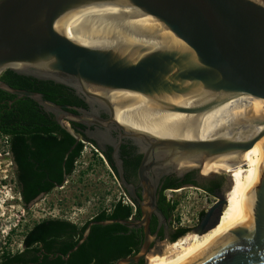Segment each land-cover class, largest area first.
Returning <instances> with one entry per match:
<instances>
[{"label": "water", "instance_id": "obj_1", "mask_svg": "<svg viewBox=\"0 0 264 264\" xmlns=\"http://www.w3.org/2000/svg\"><path fill=\"white\" fill-rule=\"evenodd\" d=\"M107 8L119 10L108 19L118 20L123 27L134 26L138 38L85 45L69 39L61 28L78 12ZM138 19L143 23H128ZM6 71L63 86L110 117L102 120L84 109H73L77 114H72L69 107L0 80V90L14 100H31L64 129V121L87 127L113 126L120 131V138L132 141L142 155L137 169L141 221H91L75 247L57 256L67 260L87 239L91 226L132 225L144 230L143 244L136 255L114 264H138L141 260L147 264L154 239L149 220L154 214L159 225L166 223L156 204L160 181L193 171H198L202 179H210L215 175L201 174L206 164L220 160L235 164L261 136L264 0H0V77ZM124 93L145 99L157 112L195 121L239 97H250L254 108L221 135L207 139L197 135L159 137L117 122L116 111L135 104L132 99L118 103ZM73 138L75 144L62 163L64 177L67 157L79 143L78 137ZM113 162L120 185L130 191L117 151ZM230 187L231 183L228 190ZM225 195L217 197L218 202L194 234L203 236L218 225ZM185 264H264V173L236 226Z\"/></svg>", "mask_w": 264, "mask_h": 264}, {"label": "trees", "instance_id": "obj_2", "mask_svg": "<svg viewBox=\"0 0 264 264\" xmlns=\"http://www.w3.org/2000/svg\"><path fill=\"white\" fill-rule=\"evenodd\" d=\"M0 80L14 89L39 93L45 100L57 105L70 103V98L66 96L70 90L52 82L18 76L10 71L4 72ZM12 99L14 96L0 90V136L5 139L8 153H12L15 164L18 166L20 178L18 184L22 186L19 197L23 208H26L36 198L37 193L44 188H40L39 174L37 175L38 180L29 178V176L36 174L32 171L34 165H29L27 161L29 159L27 138L22 128L31 125L34 119L33 113L29 114V110H33L37 116H40L39 112L41 111L38 112L34 109L36 105L31 100L20 99L18 103L25 104L27 109L24 115L16 116L13 114L14 104L9 105V101ZM47 125L55 126L50 120L47 121ZM38 144V150L31 156L35 165H38V170L41 173L54 175V177H58V179L55 178L57 181H61V165L64 156L75 144V140L65 132H63L61 139L56 134L48 133L47 138L39 140ZM81 151L82 145L78 143L69 153L64 164L67 176L72 174L74 163L79 158ZM235 185L236 183L233 182V187L227 198L231 197ZM166 188L168 186L163 187L162 191ZM161 198V204L167 207L171 213L175 209L176 203L172 205L166 197L162 196ZM114 208L115 210L110 216L103 213L96 220L126 219L131 213V209L127 207L126 213L123 215V204L120 202ZM122 230L123 226L119 224L107 227L93 226L89 236L78 249L70 254L67 260H62L61 256L57 255H66L69 250L74 248L82 238L84 228L78 229L73 224L60 219L42 220L34 224L25 233L21 241V251L14 254L0 251V264H114L117 260L130 255L131 252V242L128 237L127 241L124 242L127 251L123 254V235L120 234ZM185 232H187L186 229L183 230L182 234Z\"/></svg>", "mask_w": 264, "mask_h": 264}, {"label": "flooded vegetation", "instance_id": "obj_3", "mask_svg": "<svg viewBox=\"0 0 264 264\" xmlns=\"http://www.w3.org/2000/svg\"><path fill=\"white\" fill-rule=\"evenodd\" d=\"M66 96L70 98V103H66L64 107H69L72 114H77L73 109H84L87 112L91 113L93 112L94 115L100 117L102 120H108L110 115L108 112H106L103 109L98 108L97 106H90L84 99L77 96L73 91L70 90V92L66 93ZM19 100H10L9 105H13V114L14 115H24L27 109V106L22 103H18ZM36 105V104H35ZM36 107L39 109V107L36 105ZM34 108L36 111H41L40 116H37V114L34 113L33 110H29V114L33 113V121L31 125H27L26 127H23L22 129L26 133L27 138V145H28V154L29 159L27 160L29 165L33 166L32 171L35 172V176H29L30 179H37V175L39 174V178L41 179L40 188H44V190H40L37 195L35 196L37 198H43L49 196L52 192L56 190H62L66 187L68 184V178L72 175H66L63 176V168L61 165L62 170V180L57 181L55 178L58 179V177H54V175H50L47 173H41L38 170V165H35L34 159L31 158L32 154L38 150V142L39 140H43L47 138L48 133L56 134L59 139L63 138V132L67 133L69 136L73 138V136H76L79 138V143L82 145V151L80 153L79 158L75 161V165L78 163V161L84 157V151L88 148V153L91 157L95 158L97 161L102 163L106 169L109 170L110 174L113 176V178L116 180L118 187L120 189L119 196L117 197V200L111 205L107 207L100 206L97 209V212L90 217L86 222H84L81 225H76L74 222L70 221L67 218H64V221H67L76 228H86V226L91 221H97L96 218L101 216L103 213L106 216H110L113 213V210H115V205L117 203L123 204V215L126 213L127 207L131 209L130 215L126 219H122L125 221H129L131 224H137L141 221L142 215L139 210L138 206V200L142 198V192L141 187L139 186V181L137 178V169L139 166V163L141 161L142 155L140 153V149L130 140L126 138H120L121 133L118 131L115 127L110 126L102 127L99 125H90V126H82L77 123H72L68 121H64L65 123V130L63 127L59 126L54 118V116L49 115L42 111L41 109ZM50 120L55 124V126H49L47 125V121ZM50 131V132H49ZM73 135V136H72ZM74 139V138H73ZM118 146V148L115 150V148ZM114 151H117V155L119 159L122 161V176L125 180V183L130 186V191L125 190L120 185V180L118 177V174L116 172V169L114 167L113 162V153ZM9 158L11 161V168L12 173L14 176L15 184L17 187L18 194H21L22 192V186L18 184L20 178H19V171L18 166L15 164L14 158L12 156V153H8ZM65 167V166H64ZM242 180H243V188L247 181L248 173L250 172L249 168H242ZM74 171V170H73ZM73 173V172H72ZM202 174V171H201ZM214 174L215 176L210 179H202L200 178V174L198 171H193L185 174L182 177H177L175 175L164 177L160 181V185L158 188L157 196H156V204L157 208L161 211L163 214L166 223L159 225V219L156 215L152 214L150 220H149V231L151 236H153V241L150 246V250L153 252L151 253L148 258H158L161 256H165L167 259H173L176 260L180 255V246L184 245L186 246L187 242H192L193 237L196 234L193 235H187L189 232L195 233L197 228H199L202 220L205 217V214L211 209H208L204 211L203 213L198 214L197 224L190 228V227H182V226H175L176 224V216H175V209L170 213L169 209L165 206H163L161 203V197H166L167 191H178L180 189H183L188 186H194L199 187L203 189L206 193L214 195L216 197L224 196L225 192L227 191L225 195V201H227V196L229 192L231 191L233 187V182L236 183L235 188L233 190L232 195L234 194L238 182L237 178L235 176H231L228 173L221 174V173H209L205 176ZM203 175V174H202ZM219 175L225 176L229 179L231 183V187L228 190V186H224V181L222 180V177ZM37 179V180H38ZM168 181V183H166ZM168 186L164 191H162V188ZM230 186V184H229ZM48 187V188H47ZM162 191V192H161ZM162 194V195H161ZM231 195V196H232ZM86 196H83L84 202H88L90 204V201H86ZM89 198V197H88ZM107 196L103 195L100 199H98L99 205H102L106 202ZM167 198V197H166ZM230 198V197H229ZM168 202H170L172 205L174 204L173 201H170L167 199ZM107 202H112V200L108 199ZM217 201L212 205L214 206ZM162 205V207L160 206ZM226 206H224L223 210ZM62 220V219H60ZM212 220V219H211ZM210 220V221H211ZM108 221V220H106ZM99 226V225H94ZM165 226L167 229H165ZM93 226H91L92 228ZM103 227V226H100ZM107 227V226H105ZM187 230L184 234H182L183 230ZM91 231V229H90ZM211 232V231H209ZM209 232H207L203 236H199L201 238L205 237ZM84 233V232H83ZM90 234V233H89ZM123 235V254L127 251V246L124 242L127 241V238L129 237L131 245H130V255L126 257H131L136 255L142 244L144 239V230L139 227H132V225H123V230L120 233ZM186 235V236H185ZM187 241V242H186ZM174 242V243H172ZM191 244V243H190ZM123 257V258H126ZM143 260H141L138 264H142Z\"/></svg>", "mask_w": 264, "mask_h": 264}, {"label": "bare ground", "instance_id": "obj_4", "mask_svg": "<svg viewBox=\"0 0 264 264\" xmlns=\"http://www.w3.org/2000/svg\"><path fill=\"white\" fill-rule=\"evenodd\" d=\"M118 12L119 10L114 8L81 11L67 18L61 24V28L69 39L85 45L106 44L115 42L122 37L124 40L138 38V35L133 33L134 26L127 25L123 27L122 24L118 23V20L111 21L108 19L110 14ZM128 23L136 25L143 23V20L138 19ZM128 99L135 100V104L116 111L117 122L159 137L181 136L189 138L192 135H197L200 139H207L221 135L229 125L241 121L254 108V103L250 97H239L204 114L199 120L195 121L181 115H167L157 112L148 105L145 99L132 94L124 93L116 101L119 103ZM263 149L264 124L259 140L235 164H231L227 160L206 164L201 169L203 175L228 173L235 176L238 182L234 194L225 201L226 207L220 217L218 227L216 226L217 228L205 238L195 235L189 246L181 245L179 247L181 253L178 259H167L165 256H161L149 258L147 264H185L202 254L231 228L236 226L252 201L254 191L264 173V156L260 158L256 165V171L261 174L260 179L253 187L252 192L244 196L242 168L246 163L251 162L253 157L260 155Z\"/></svg>", "mask_w": 264, "mask_h": 264}, {"label": "rangeland", "instance_id": "obj_5", "mask_svg": "<svg viewBox=\"0 0 264 264\" xmlns=\"http://www.w3.org/2000/svg\"><path fill=\"white\" fill-rule=\"evenodd\" d=\"M88 148L84 151V157L75 165L64 189L56 190L23 208L12 173L7 144L0 136V251L10 254L21 251V241L25 233L42 220L67 218L76 225H81L92 217L100 206L109 207L117 200L120 189L116 180L102 163L89 155ZM263 156L264 149L261 150L260 155L253 157L251 162L243 166L250 169L243 188V196L252 192L260 179L261 174L256 171V165ZM219 176L222 177L224 186L229 187V179ZM165 194L167 199L176 203L175 226L187 228L194 227L197 224L198 214L210 209L218 199L194 186L178 191H167ZM84 195L90 204L84 202ZM103 195L107 196V200L99 205L98 199ZM108 199L112 202H107ZM193 234L189 232L187 235ZM190 243L187 242L186 246Z\"/></svg>", "mask_w": 264, "mask_h": 264}]
</instances>
